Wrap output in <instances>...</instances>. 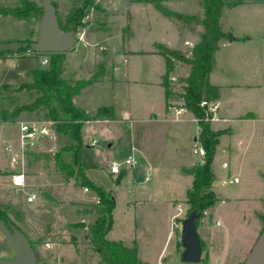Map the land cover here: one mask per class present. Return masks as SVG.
<instances>
[{
  "label": "rangeland",
  "instance_id": "obj_1",
  "mask_svg": "<svg viewBox=\"0 0 264 264\" xmlns=\"http://www.w3.org/2000/svg\"><path fill=\"white\" fill-rule=\"evenodd\" d=\"M19 1L0 0V10L7 6L14 7L18 5ZM76 1L78 0L57 1L58 12L62 18ZM102 2L108 6L109 14L104 9L88 7L83 27L87 29L101 28L108 16L111 30L103 33L102 37L110 49L107 53L102 51L97 53L96 49L95 52L93 50L91 56H88L87 62L83 63L84 72L82 70L78 72L82 75L90 69L95 58L100 56L107 62L112 51L118 47H125L126 51L128 46L136 50H151L153 47L151 38L148 37L149 33L145 31L153 24L150 25L147 15L138 17L135 15L138 14L137 11L132 12L130 27L135 30V33L129 36L127 33L129 15L126 3L123 1L121 4V0H103ZM253 2L254 6L251 10L248 9L246 15H241L240 12L231 15V24L234 25L236 33L246 29L253 35H264V20L260 14L262 12L264 15V9H259L256 6L259 2L261 3V0H253ZM170 5L173 4L170 3ZM40 19L41 16L31 20L36 23L37 27L35 42L38 38ZM25 27L22 19L12 15H0V39H15L10 42L0 41V50L5 52L11 48H17L19 45L16 38L24 36ZM137 28L140 31H136ZM183 54L192 56V52ZM45 55L49 60V55L47 53ZM115 59L117 58L115 57ZM118 59H120V63L123 60L121 56ZM180 60L179 58L175 59L177 63ZM79 62L78 58L76 62H72L71 66L79 67ZM128 67L130 73L134 76L136 74V77L146 75L155 79L162 69V64L156 57L139 55L129 57ZM174 73L171 76L172 90L179 94L182 92V83L179 80L183 77H181V73L175 75ZM216 78L214 75L212 79L232 82V75L231 78L224 76ZM122 93L124 96L132 97L134 112L132 118L134 120L127 122L122 119V115H118L119 117L114 118L115 120L107 123H88L89 120L84 122L82 134L85 146L79 151L78 160L85 167L96 170V179L105 180L114 192L116 207L113 211L114 229L110 233L112 239H121L128 245H132L136 241L141 259L151 264L170 260L173 250L177 259L169 261V264H188L181 258L184 250L181 243L182 223L173 230L174 236L168 240L166 246L165 243L169 230L173 228L171 216L176 212L178 205L184 208L183 218L187 215L189 205L186 202V192L192 186L193 176L186 173L181 166L191 163V157L195 160L202 159L199 154L193 152L196 143L194 137L199 131V126L195 122L175 121L173 112H166L162 89L157 85L139 83L129 87L127 83H123ZM37 95L35 91L25 88L15 87L4 90L2 92L4 115L11 118L10 114L17 107L31 103ZM242 96L239 98L245 99L246 102L252 103L256 99L254 94H250L248 97ZM169 104L170 106H183V98L179 95H172ZM151 109L157 113L159 118L165 115L168 120L135 121L139 117L147 116ZM96 111L97 109L89 112L91 120L108 118L107 116H97ZM189 115L187 113V116ZM47 116V107L37 110L26 109L19 114V121L41 120ZM18 138L17 125L0 126V160L11 164L12 167L15 165L11 161V152L5 149V145L10 141L17 149ZM230 138V136H224L222 146ZM68 140L66 136L54 130L51 135L40 141L35 150L30 151L27 155L26 173L39 175L42 178L39 180L44 182V190L47 192L42 194L38 191V197L34 203H28L27 193H23L24 203L27 207L23 210L24 215L21 216L27 224L25 225L24 220L18 218L21 216L16 214L15 208L4 210L12 213L27 232L33 233L32 237L36 240L30 239L34 249L49 242L51 246L46 248L47 252L51 254L49 264H98V255H96L98 253L90 246L87 236L90 233L88 225L101 214V207H98V204L75 201L80 199L83 190L79 186L68 185V183L75 182L77 185L80 183L75 177H68L67 174L60 172L54 160V154L63 144L70 142ZM94 140L97 142L91 145ZM133 145H136L139 150L132 149ZM222 146L217 153L214 169L218 174L217 184L222 185L223 193L229 198V201L223 207H218L216 211H213V215L209 216L210 229L213 235L218 238L210 264H223L224 262L232 264L238 255H242V248L248 241L249 231L243 211L250 208L249 197L254 185L252 174L258 172L254 169L255 165L259 167V171L264 169V134H259L257 141L247 148L243 145L232 152L228 149L222 151ZM130 154H133L137 160L134 167L124 165L125 169L122 173L112 174L110 172L111 163L113 161L124 162ZM64 159L66 163H69L70 155L65 154ZM224 161L228 162V167H223ZM122 174H124L123 178L119 180ZM236 176L240 182L230 183L229 179ZM147 177H149L148 180H146ZM235 195H239L242 200L236 202ZM231 206L232 210H230ZM11 220L13 221V219ZM217 221H221V224L218 225ZM15 225L18 226L16 223ZM35 232L38 237L35 236ZM57 242L76 244L80 260L76 259L72 245L66 244L62 249H58ZM204 250L198 264L207 262ZM37 264L46 263L39 261Z\"/></svg>",
  "mask_w": 264,
  "mask_h": 264
},
{
  "label": "crops",
  "instance_id": "obj_2",
  "mask_svg": "<svg viewBox=\"0 0 264 264\" xmlns=\"http://www.w3.org/2000/svg\"><path fill=\"white\" fill-rule=\"evenodd\" d=\"M50 1L56 5L58 12V0ZM102 1L103 0H97L105 12L109 14L108 6ZM123 1L126 3V8L129 15V26L127 27L128 35L132 36L135 33V30L130 27V18H132V12L137 11L138 14L135 15L138 17L147 15V17H149L150 25L152 23L153 24L152 26L147 27L148 30L145 31L149 33L148 37L151 38L153 47L151 50H136L131 49L128 46L127 51L124 50L126 49L125 47H118L112 51V55L107 62L100 56L95 58L96 60L91 65L90 69L85 72L84 75H82L78 72L80 70L83 71V63L87 62L88 56H91V52L93 50V52H95L96 49L97 53H100V51L107 53V51L110 49V46L107 44V42L103 40L102 34L111 30V23L109 22L107 16L105 24L101 28L87 29L83 27L81 31L76 33L74 47L65 53L66 64L62 73V78L64 79H80L87 82L82 88L81 93L74 96L73 100L75 105L88 112L94 111L102 106H113L116 113L115 118H117L118 115H122L123 120L130 122L134 120L132 118L134 114L132 97L123 95L122 84L127 83L129 87L139 83L142 85L153 84L162 89V99L163 102L165 101L166 112H173L175 115L173 119L175 121L195 122L198 124V121L192 112L187 110L182 114H176L169 108V106H167L165 87L162 84L163 75L166 72V62L164 56L161 54V51L164 47H166L172 50H178L182 54L184 52H192L194 45L201 41L205 29L203 25L198 22L186 23L184 21V16L195 15L200 20H202L205 17L203 0H121V4ZM158 2H160V4L165 8L171 10L173 14H165L162 10H160V8H158ZM225 2L227 4L232 2L239 3L234 6L226 5L223 9V15L221 19L222 28L226 33H231L234 36V39L230 40L228 35L226 38H222L220 40L219 49L215 53L214 67L210 74L211 84L218 85L220 87V96L218 99L220 100V106L216 112L215 118L211 120V127L214 130H225V133L220 136V141L217 145L216 154L212 163V170L216 175V180L213 183V190L217 194L219 200L214 206L208 208L205 211L204 216L200 219L198 224V233L201 237V240H203L206 244V248L204 250V256H206L207 261L206 264L211 263V255L215 250L216 243L218 242V238L213 235V232L210 229L209 216L213 215V211H216L218 207H223V205L229 201V198L223 193L222 185L217 184L218 174L214 169L217 153L220 150V146H222V138L224 136L231 137L230 140L223 144L222 151L228 149V151L233 152L243 145H245L246 148L249 147L254 143V141H257L259 134H264V35H253L246 29H242V32L236 33L234 31V25L231 24V15L235 12H240L241 15H246L248 9L251 10L254 6L253 0H230ZM170 3L173 5H170ZM256 6H258L259 9H264V0H261V3L259 2ZM260 14H262V19L264 20L263 13L261 12ZM253 15L254 14L252 13L251 16L253 17ZM22 20L26 26V31L23 37L16 39L30 38L31 40H35L37 30L36 23L33 21H27L25 19ZM123 30H125V28H123ZM136 31H140V29L137 28ZM123 33L125 32L123 31ZM12 40L15 39H0L1 42H10ZM98 47L100 48L98 49ZM6 51L4 52V50H1L0 53V115L3 106L2 86H18L25 82H32V71L36 67L43 65L41 61L46 56L45 53H39L36 50H30V52H20L19 46ZM139 55H149L150 57H156V59H159L160 63L162 64V69L158 77L155 79H151L146 75L136 77V74L134 76V74L132 75L130 73L128 67L129 57ZM120 56L123 58L121 63L120 59H118ZM188 56L190 55L188 54ZM115 57L117 59H115ZM78 58L80 59L79 67L73 68V66H71L72 62H76ZM123 64L125 65L123 66ZM173 73L174 75L181 73V77L185 78L190 73V65L182 62L181 60L179 63L175 61V69ZM214 75L217 77L216 79H218L219 76L231 78L232 75V82L214 81L212 79ZM177 93L178 92H175L172 95H178ZM250 94H254L256 97L255 101L252 103L246 102L245 99L242 100V98H239L241 95H243L242 97H248ZM187 113L190 115L187 116ZM112 120L115 119H90L88 123L102 124ZM159 120H168V118L165 115L159 118L153 109L149 110L147 116L135 119V121L140 122H157ZM7 124H15L19 129V116L13 121L0 120V126ZM199 133L200 127L198 133L194 137V142H196L195 145L199 143ZM93 142L91 145L95 144ZM133 148L138 149L136 145H133L132 149ZM191 160V163L188 165H182L181 168H189L202 161V159L195 160L193 157H191ZM16 169H18L16 166L12 167L11 164L9 165L7 162L4 163L2 160H0V177L2 175L9 174ZM254 169L258 172L257 174H252L254 185L253 189H251V195L249 197L250 208L247 211H243L246 226L249 228L248 241L242 248V255H238V257L233 260L232 264H245V260L250 250L264 228V169L259 171V167H257V165H255ZM24 172L26 177V185L24 187H14L11 185L0 184V205L4 209L15 208L17 210L16 214L20 216L22 214L24 215L23 210L27 207L24 203L25 201L23 193H27V198L30 194L35 193L36 199L38 197V191H40L42 194L47 193L44 190V182L39 180L42 179L39 175H28L26 173V167H24ZM146 180L148 179L146 178ZM68 185L79 186L83 190L80 199H76L75 201L79 200L82 203L98 204V197L95 192L89 190L83 185H77L75 182H69ZM28 189L31 190L29 191ZM240 198L241 197L237 195L235 197V201L239 202L242 200ZM27 202L34 203L35 200L32 202L27 200ZM230 210H232V206ZM7 213L11 219H13V221L18 224V226H20L19 228L28 234L29 238L36 240L32 237L33 233L27 232L26 229L21 225L20 221L14 218L12 213ZM174 214L171 216V221ZM18 218L24 220L22 216ZM24 224H27L25 220ZM217 224H221V221H217ZM113 229L114 228H112L108 233V238L111 240L123 241L121 239H112L110 237V233L113 231ZM35 236L38 237L36 232ZM173 236L174 232L171 228V230H169L165 246L168 244V240ZM0 244V258H12L15 255L16 251L14 247L6 239L1 231ZM66 244L73 246L76 253V259L80 260V256L78 254L79 251L76 244L57 242V247L58 249H62ZM125 244L128 245L127 243ZM128 246H136L139 259L143 262L151 264L150 262L141 259L140 251L136 241H134L132 245ZM46 248L49 247L46 244H42L39 245L38 248H35V251L38 256V262L42 261V263L49 264L51 260V254L47 252ZM170 257V260H162L159 262V264H169V261L173 259V261H176L177 258L175 257L174 250L172 251V255ZM99 259L100 257L98 255L97 262ZM223 264H225V262Z\"/></svg>",
  "mask_w": 264,
  "mask_h": 264
},
{
  "label": "trees",
  "instance_id": "obj_3",
  "mask_svg": "<svg viewBox=\"0 0 264 264\" xmlns=\"http://www.w3.org/2000/svg\"><path fill=\"white\" fill-rule=\"evenodd\" d=\"M78 3L80 4L78 5ZM238 3L227 4L224 0H203L205 17L202 20L195 15L184 16L186 23L198 22L205 29L201 41L192 50V56H185L178 50L166 47L161 51L166 62V72L163 75L162 84L165 87L167 106H170L168 101L172 94L175 93L171 85V74L175 69V59L179 58L182 62L190 65L189 75L179 80L182 83V92L177 94L183 98V106L195 115L200 127L198 141L205 149V154L202 156L200 163L189 168H183L186 173L193 176L192 186L186 192V202L189 205L187 215L194 210L200 212L203 209L197 219V225L204 216L205 211L214 206L219 200L213 190L216 175L212 170V163L220 136L225 133V130H214L211 127V121L207 119V108L202 106L201 102L203 100L219 99L220 87L211 84L210 74L214 67L215 53L219 49V42L222 38H226L229 35L222 28L223 9L226 5L234 6ZM157 6L165 14H173L171 10L162 6L160 2L157 3ZM88 7L103 10L96 0H78L64 18L57 12V18L62 30L75 31L77 33L85 24L84 17L87 15L86 9ZM42 13V9L29 0H20L18 5L3 7L0 10V15H12L27 21L38 19L42 16ZM16 42L20 46V52L35 51L33 47L35 41L30 38L16 39ZM47 54L49 55V64L47 66H38L32 71V82H25L18 86H2L3 91L17 87L35 91L38 95L31 103L17 107L10 114L11 118L4 115L5 110L2 109L0 120L13 121L17 119L23 110H37L41 107H47L48 116L45 119L53 120L56 132L70 140V142L63 144L54 154L56 166L60 172L67 174L68 177H75L80 185L95 192L98 197L101 214L88 225L90 233L87 236L90 246L100 257L98 264H149L139 259L136 246L131 247L123 241L108 238V233L113 228L114 223L113 211L116 207L114 192L105 180L96 179V170L85 167L78 160V153L85 146L82 127L84 122L91 118L88 111L75 105L73 98L81 93L87 82L80 79L62 78L66 64L65 52ZM96 115L107 116L110 119L116 117L113 106L99 107ZM65 154L70 155L71 160L69 163L65 162ZM123 175L119 177V180ZM0 220L5 223L15 224L1 205ZM201 243L204 250L206 244L203 240H201Z\"/></svg>",
  "mask_w": 264,
  "mask_h": 264
},
{
  "label": "water",
  "instance_id": "obj_4",
  "mask_svg": "<svg viewBox=\"0 0 264 264\" xmlns=\"http://www.w3.org/2000/svg\"><path fill=\"white\" fill-rule=\"evenodd\" d=\"M43 13L39 23V33L33 44L39 53H62L74 47L75 31H63L57 18V7L50 0H29ZM229 39L234 36L229 34ZM203 209L192 211L182 220L181 241L184 247L181 258L185 263L197 264L201 261L203 247L198 233L197 219ZM0 231L12 244L16 253L12 258H0V264H37L38 256L29 236L18 226L0 220ZM245 264H264V228L250 250Z\"/></svg>",
  "mask_w": 264,
  "mask_h": 264
},
{
  "label": "built area",
  "instance_id": "obj_5",
  "mask_svg": "<svg viewBox=\"0 0 264 264\" xmlns=\"http://www.w3.org/2000/svg\"><path fill=\"white\" fill-rule=\"evenodd\" d=\"M28 51L30 52V50ZM41 62L42 64H47L48 58L45 56ZM201 105L207 108V119L211 121L216 116V112L220 106V100H203ZM169 108L176 114H182L187 111L184 106L172 105L169 106ZM54 130V121L50 119L19 121V138L17 149L11 142H8L5 145V148L11 152L12 163H14L18 169L10 172L9 174L2 175L0 177V184H8L14 187H24L26 185L24 167L28 153L35 150L40 144V141L46 136L51 135ZM96 142L97 140H95L93 143ZM194 152L202 157L205 154V149L201 144H196L194 147ZM136 163V158L133 154H130L127 156L124 162L113 161L110 166V172L114 175H119L125 169L124 165L134 167ZM223 166L227 167L228 163L224 162ZM147 179H149V177H147ZM229 182L237 183L239 182V178H230ZM35 199V193L30 194L27 198L29 202H32ZM183 214L184 208L181 205H178L177 212L174 214L172 219V230L181 225L182 220L184 219L182 216ZM46 245L50 246L49 243H46Z\"/></svg>",
  "mask_w": 264,
  "mask_h": 264
}]
</instances>
